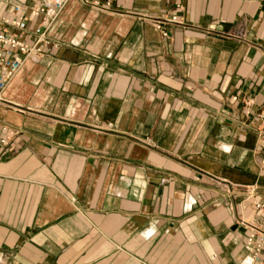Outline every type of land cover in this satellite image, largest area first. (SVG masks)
I'll list each match as a JSON object with an SVG mask.
<instances>
[{
  "label": "crops",
  "instance_id": "1",
  "mask_svg": "<svg viewBox=\"0 0 264 264\" xmlns=\"http://www.w3.org/2000/svg\"><path fill=\"white\" fill-rule=\"evenodd\" d=\"M54 24L0 105V264H243L264 0H71Z\"/></svg>",
  "mask_w": 264,
  "mask_h": 264
},
{
  "label": "built area",
  "instance_id": "2",
  "mask_svg": "<svg viewBox=\"0 0 264 264\" xmlns=\"http://www.w3.org/2000/svg\"><path fill=\"white\" fill-rule=\"evenodd\" d=\"M70 1L32 0L24 8H14L12 16L0 20L3 26L0 28V105L4 103L6 89L23 64L38 61L46 54L51 43L48 32ZM21 13L25 14L24 17L17 19ZM32 22L34 26L31 28ZM155 23L160 34L168 38L167 27L182 24V21L178 16L161 17ZM2 144L7 145V142L2 141ZM248 198L258 215L252 221H242L247 233L244 244L247 255L243 264H248L249 260L252 264H264V200L254 191L249 192Z\"/></svg>",
  "mask_w": 264,
  "mask_h": 264
},
{
  "label": "clouds",
  "instance_id": "3",
  "mask_svg": "<svg viewBox=\"0 0 264 264\" xmlns=\"http://www.w3.org/2000/svg\"><path fill=\"white\" fill-rule=\"evenodd\" d=\"M151 232H155V226L152 227ZM248 264H252L251 260L248 261Z\"/></svg>",
  "mask_w": 264,
  "mask_h": 264
}]
</instances>
